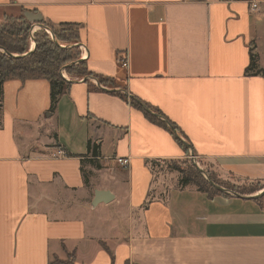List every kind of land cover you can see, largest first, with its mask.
<instances>
[{"label":"crops","instance_id":"0c3cea01","mask_svg":"<svg viewBox=\"0 0 264 264\" xmlns=\"http://www.w3.org/2000/svg\"><path fill=\"white\" fill-rule=\"evenodd\" d=\"M23 11L77 25L103 81L67 76L53 112L46 79L3 82L0 264H264V204L153 172L193 152L222 176L264 180V75L245 72L250 49L264 71V0H0V21Z\"/></svg>","mask_w":264,"mask_h":264},{"label":"trees","instance_id":"16d2710c","mask_svg":"<svg viewBox=\"0 0 264 264\" xmlns=\"http://www.w3.org/2000/svg\"><path fill=\"white\" fill-rule=\"evenodd\" d=\"M3 20V22H0V106L2 84L8 79H18L22 82L27 79H46L49 83L48 112L55 110L60 96L66 92L70 83L61 75L62 68L70 76H89L95 78L99 83L103 81L99 75L90 72L85 61L80 59L79 49L74 45L79 40L77 25L61 23L54 26L42 21L41 24L44 28L50 30V34L43 28L33 33V36H31L34 40V46L29 51L28 37L31 31V23L26 20L22 13L17 16L5 15ZM245 72L264 75V71L257 66V55L252 49L249 52V64ZM129 102L140 109L148 120L163 126L174 135L172 130H177L176 125L166 119L158 109L148 106L151 113L144 109L134 98H129ZM174 137L182 143L176 135ZM86 149L87 154L93 157L99 155L97 141L88 138ZM185 149L187 151L186 146ZM177 170L180 172L178 184L181 186L193 185L198 191L204 192L208 196L214 194L229 195L210 184L212 182L217 186L229 189L217 182V179L211 173H208V177L204 178L202 172L195 166L183 170L177 168ZM258 190H260V186L238 189L236 193L245 195ZM262 198H264V193L250 199L260 202ZM72 259L73 254L70 253L66 261L55 258L49 264H71Z\"/></svg>","mask_w":264,"mask_h":264},{"label":"rangeland","instance_id":"374dc122","mask_svg":"<svg viewBox=\"0 0 264 264\" xmlns=\"http://www.w3.org/2000/svg\"><path fill=\"white\" fill-rule=\"evenodd\" d=\"M3 21L4 20L2 19V21H0V22H3ZM48 24H50V23H48ZM50 25H52V24H50ZM54 26H56V25H54ZM34 29L35 30H33L32 36H33V33L38 32L40 30V28H37V27H35ZM43 29H45V31L48 34H50L49 29H47V28H43ZM32 36H31V32H30V35L28 37V50H29V47L31 48L34 46V40H33ZM30 42H32V43H30ZM61 75L65 79L68 78L67 76L71 77L70 75H68L65 72L64 68L61 69ZM191 166H195L196 168L199 167L200 170L202 171L204 178L208 177V173H211L217 179V182H219V183H221V184H223L229 188V189L226 188L230 193L229 195L237 194L236 191L238 189H243V188L247 189V188L255 187V186H260V190H258L256 192L249 193V194H245V195H251V194L259 193L258 196H260L264 193V180L263 181H247V180L235 179V178L229 177V176H222V175L214 172L213 170H211L208 167V165L202 159L198 158L196 155H191V153L190 154L188 153L187 157H185L181 160L161 161V162L155 163L154 167H153V172L155 174V178H160L166 184L177 185L179 178H180V172L177 170V168H179V170H183V169H186V168L191 167ZM259 191H261V193ZM260 203L264 204V198L260 199Z\"/></svg>","mask_w":264,"mask_h":264},{"label":"water","instance_id":"95a60500","mask_svg":"<svg viewBox=\"0 0 264 264\" xmlns=\"http://www.w3.org/2000/svg\"><path fill=\"white\" fill-rule=\"evenodd\" d=\"M22 14H23V16L26 18V20L29 21V22L31 23V31H30V32H31V35H32V32H33V31H32V28H33L34 26H38L39 28H44L43 25L41 24V22H42V18H41V16H40L38 13H34V12H31V11H23ZM32 49H33V47H32L31 49H29V51H31ZM98 83H99V82H98ZM139 104H141V103H139ZM141 106H142L144 109H146L147 111L151 112L147 106L142 105V104H141ZM151 113H152V112H151ZM171 129H172V128H171ZM172 131H173V133L179 138L177 131H176V130H172ZM181 139H182V138H181ZM182 140H183V139H182ZM183 142H184V140H183ZM184 143H185V145H187L186 142H184ZM191 155H194L193 152H191ZM197 168H198L199 171H201L199 167H197ZM201 172H202V171H201ZM210 184H211L212 186L218 188L219 190H221V191H223V192H226V193L230 194L229 191H228L227 189H225V188H223V187H221V186H217V185L213 184L212 182H210ZM259 192L261 193V191H259ZM258 194H259V193L251 194V195H240V194H232V195H233V196L244 197V198H252V197H257ZM97 196H98V194H97ZM97 202H98V198L95 197V199L92 201V204L94 205V204H96Z\"/></svg>","mask_w":264,"mask_h":264},{"label":"built area","instance_id":"2783aa9c","mask_svg":"<svg viewBox=\"0 0 264 264\" xmlns=\"http://www.w3.org/2000/svg\"><path fill=\"white\" fill-rule=\"evenodd\" d=\"M252 7L255 8L256 5L253 4ZM31 48H32V47H31ZM31 48L29 47V49H31ZM80 48H82V47L80 46ZM126 63H127L126 60H123V61H122V66H126ZM53 155H54V156H61V155H64V153H63V151H62L61 149H57ZM116 161H117V163H118L119 165H121V166H123V167L128 166V163H129L128 158H125V157H117V158H116Z\"/></svg>","mask_w":264,"mask_h":264},{"label":"bare ground","instance_id":"6f19581e","mask_svg":"<svg viewBox=\"0 0 264 264\" xmlns=\"http://www.w3.org/2000/svg\"><path fill=\"white\" fill-rule=\"evenodd\" d=\"M30 43H32V42H30Z\"/></svg>","mask_w":264,"mask_h":264}]
</instances>
